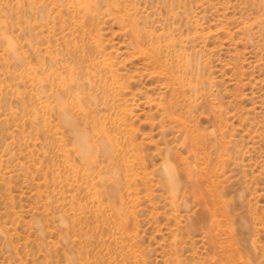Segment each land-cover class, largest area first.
I'll use <instances>...</instances> for the list:
<instances>
[{
	"label": "rangeland",
	"instance_id": "374dc122",
	"mask_svg": "<svg viewBox=\"0 0 264 264\" xmlns=\"http://www.w3.org/2000/svg\"><path fill=\"white\" fill-rule=\"evenodd\" d=\"M0 264H264V0H0Z\"/></svg>",
	"mask_w": 264,
	"mask_h": 264
},
{
	"label": "bare ground",
	"instance_id": "6f19581e",
	"mask_svg": "<svg viewBox=\"0 0 264 264\" xmlns=\"http://www.w3.org/2000/svg\"><path fill=\"white\" fill-rule=\"evenodd\" d=\"M87 113H88L89 116L91 115V114H89V112H87ZM92 118L95 119L94 116H92ZM95 129H96L97 136H98L99 138L103 139L102 141H106V140L104 139V137H105L104 126L102 125L101 128H98V127L96 126ZM78 132H79V131H78ZM78 136L81 138V142H82V143H84V142H83L84 140L86 141V137H87V135H86V133H84L83 131H82V132H79V135H78ZM103 143H104V142H103ZM82 145H83V144H82ZM85 148H86V146H85ZM113 155L115 156V154H113Z\"/></svg>",
	"mask_w": 264,
	"mask_h": 264
}]
</instances>
